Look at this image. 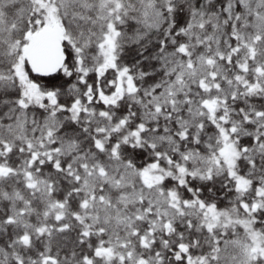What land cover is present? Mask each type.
<instances>
[{
  "label": "snow or ice",
  "instance_id": "6c2138e0",
  "mask_svg": "<svg viewBox=\"0 0 264 264\" xmlns=\"http://www.w3.org/2000/svg\"><path fill=\"white\" fill-rule=\"evenodd\" d=\"M0 264H264V0H0Z\"/></svg>",
  "mask_w": 264,
  "mask_h": 264
}]
</instances>
